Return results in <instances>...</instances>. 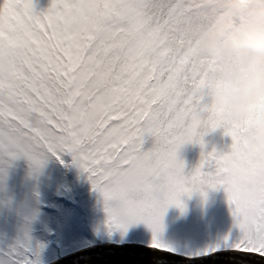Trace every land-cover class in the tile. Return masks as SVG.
Segmentation results:
<instances>
[{
	"label": "snow or ice",
	"instance_id": "6c2138e0",
	"mask_svg": "<svg viewBox=\"0 0 264 264\" xmlns=\"http://www.w3.org/2000/svg\"><path fill=\"white\" fill-rule=\"evenodd\" d=\"M185 5L50 0L36 10L34 0H0V54L13 64L0 78V153L24 155L38 169L47 155L71 152L102 194L110 227L143 220L152 245L168 251L156 236L167 206L222 186L241 235L197 255H264V141L246 143L244 125L224 120L208 99L212 85L179 30ZM216 128L231 137L229 150H204ZM186 142L201 145L188 172L179 156ZM41 247L25 227L0 247V264H41Z\"/></svg>",
	"mask_w": 264,
	"mask_h": 264
},
{
	"label": "rangeland",
	"instance_id": "374dc122",
	"mask_svg": "<svg viewBox=\"0 0 264 264\" xmlns=\"http://www.w3.org/2000/svg\"><path fill=\"white\" fill-rule=\"evenodd\" d=\"M50 0H34L36 10L46 8ZM186 9L190 5H185ZM196 55L197 46H191ZM198 58V55H197ZM205 60H209L205 57ZM201 70V69H200ZM202 73V72H201ZM202 78L212 87L208 89V99L218 106L224 120L237 125L243 124L241 136L250 143L247 131L254 122L255 110L264 106V96L259 97L246 115L229 119L224 115L225 104L220 93L226 87L223 80L214 78L209 71L202 73ZM146 135L143 147L149 148L153 138ZM204 150L213 146L218 151H227L231 137L223 128L207 131L204 135ZM201 145L186 142L179 149V156L185 161V172L193 169L200 160ZM55 156L49 154L37 169L24 155L10 157L0 153V247L12 243L25 227L29 230L33 244H40L41 264L56 259L59 255L72 252L94 242L93 237L84 228L85 219L95 230L98 240L143 239L153 240L152 229L143 221L128 223L121 228L109 225L102 194L93 188L89 174L78 162L70 159L71 152L61 153L67 174L61 178V168L56 164ZM206 170H214L206 165ZM78 194V203L74 206L56 199L57 193ZM206 196L194 190L191 194L182 193L183 206L171 203L167 206L162 228L156 233L159 240L175 249L196 254L216 246H231L239 239L241 233L231 213L225 190L222 186L211 188L205 186ZM50 200L55 206L46 211L40 202ZM81 204L87 205L86 210ZM225 236L228 237L225 240ZM61 251H57L56 245Z\"/></svg>",
	"mask_w": 264,
	"mask_h": 264
},
{
	"label": "clouds",
	"instance_id": "9594fccd",
	"mask_svg": "<svg viewBox=\"0 0 264 264\" xmlns=\"http://www.w3.org/2000/svg\"><path fill=\"white\" fill-rule=\"evenodd\" d=\"M187 3L190 7L185 17L189 22L182 19L180 24L193 38L199 54L209 58L210 75L226 84L220 93L224 115L229 119L246 115L249 106L264 96V0H187ZM148 10L158 12L153 3H149ZM204 11H209L211 17L207 22L194 18ZM12 68L9 56L0 54V78H7ZM247 135L250 143L264 141V106L255 110Z\"/></svg>",
	"mask_w": 264,
	"mask_h": 264
},
{
	"label": "water",
	"instance_id": "95a60500",
	"mask_svg": "<svg viewBox=\"0 0 264 264\" xmlns=\"http://www.w3.org/2000/svg\"><path fill=\"white\" fill-rule=\"evenodd\" d=\"M229 258L231 259L229 263L227 262L224 263L223 262L224 259H220V258H218L217 261L220 262L221 260V263L223 264H264V261H260L259 259L252 260L249 259V256L247 255H240L237 253L229 254ZM243 260H245V262L239 263L240 261ZM91 262H93V260L89 261V263ZM79 264H88V263L82 261ZM106 264H212V260L198 259L193 262L182 261V260L167 258L165 256H160L158 254H153L145 250L138 249V250H122L112 258H109Z\"/></svg>",
	"mask_w": 264,
	"mask_h": 264
},
{
	"label": "bare ground",
	"instance_id": "6f19581e",
	"mask_svg": "<svg viewBox=\"0 0 264 264\" xmlns=\"http://www.w3.org/2000/svg\"><path fill=\"white\" fill-rule=\"evenodd\" d=\"M187 4L188 3L186 0V5ZM194 18L196 20H198L199 22H207L211 17L209 15V11H204V12L195 14ZM183 19L185 20V23L189 22L188 18L185 17ZM179 30L183 34L184 42L189 44L190 46H193L195 44V42H194L193 38L191 37V35L189 34V32L187 31V29L185 27L181 26V24H180ZM197 55H198V58H197ZM195 56L199 62L201 72L204 73L206 71H209V68H208L209 60H205L206 59L205 56L200 55L197 49H196V55ZM95 243H97V242H95Z\"/></svg>",
	"mask_w": 264,
	"mask_h": 264
}]
</instances>
